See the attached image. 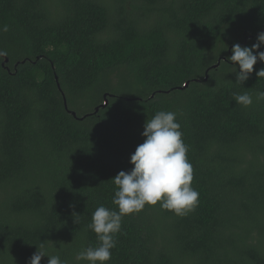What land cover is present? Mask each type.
I'll use <instances>...</instances> for the list:
<instances>
[{
	"label": "trees",
	"instance_id": "16d2710c",
	"mask_svg": "<svg viewBox=\"0 0 264 264\" xmlns=\"http://www.w3.org/2000/svg\"><path fill=\"white\" fill-rule=\"evenodd\" d=\"M261 32L264 0H0V264L41 243L87 264L92 213L118 210L111 180L158 111L177 114L198 203L124 216L107 264H264V63L241 85L228 60Z\"/></svg>",
	"mask_w": 264,
	"mask_h": 264
},
{
	"label": "clouds",
	"instance_id": "9594fccd",
	"mask_svg": "<svg viewBox=\"0 0 264 264\" xmlns=\"http://www.w3.org/2000/svg\"><path fill=\"white\" fill-rule=\"evenodd\" d=\"M3 31H7L4 26ZM264 32L257 36V42L250 48L234 44L228 60L232 63L236 82L241 85L253 72V66L260 61L264 63ZM7 56L0 51V57ZM237 66L239 71H237ZM257 78H264V68L256 72ZM256 101H264V90L255 94ZM233 101L244 107L253 104V97L246 90L242 94L233 93ZM177 114L172 111H158L145 121L141 133L143 143L139 144L131 154L129 171H120L111 181L115 186L112 204L118 210H111L101 205L91 216L88 228L96 234L97 245L89 246L75 255L77 262L87 264H107L111 259V250L116 246L115 234L120 231L122 218L138 213L145 205L160 204L162 209L183 215L195 208L199 193L191 183L193 167L187 159L188 147L184 143L181 125L177 122ZM79 217L80 215L73 214ZM27 264H41L47 257V264H66L58 255H48L43 244Z\"/></svg>",
	"mask_w": 264,
	"mask_h": 264
},
{
	"label": "water",
	"instance_id": "95a60500",
	"mask_svg": "<svg viewBox=\"0 0 264 264\" xmlns=\"http://www.w3.org/2000/svg\"><path fill=\"white\" fill-rule=\"evenodd\" d=\"M6 61H7V60H5L4 62L6 63ZM63 99H64V105H65V108H67V107H66V101H65L64 96H63ZM71 115H72L74 118H76V114H75L74 112H71Z\"/></svg>",
	"mask_w": 264,
	"mask_h": 264
}]
</instances>
